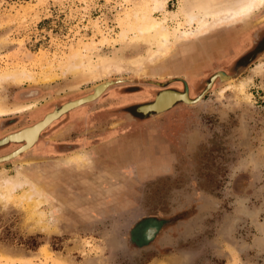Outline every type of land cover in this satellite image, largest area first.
Returning <instances> with one entry per match:
<instances>
[{"label": "rangeland", "instance_id": "1", "mask_svg": "<svg viewBox=\"0 0 264 264\" xmlns=\"http://www.w3.org/2000/svg\"><path fill=\"white\" fill-rule=\"evenodd\" d=\"M196 1L0 0V103L37 101L0 116V139L88 94L106 62L127 67L111 75L126 80L64 108L31 148L0 163L5 176L35 185L0 188V264H264V67L255 70L264 53L235 77L248 78L244 93L218 82L194 105L136 110L156 82L185 79L178 87L187 89L194 77L203 87L264 11L178 41L149 63L140 22L190 29L183 7ZM188 45L197 55L185 58ZM139 60L148 74L130 72ZM87 115L94 119H78ZM23 144L1 145L0 157ZM75 152L86 156L64 161Z\"/></svg>", "mask_w": 264, "mask_h": 264}, {"label": "bare ground", "instance_id": "2", "mask_svg": "<svg viewBox=\"0 0 264 264\" xmlns=\"http://www.w3.org/2000/svg\"><path fill=\"white\" fill-rule=\"evenodd\" d=\"M263 5L264 0H197L193 4L192 9H190V7L188 9L187 5L183 7L187 23L191 27L190 29L183 31L177 29L174 32H171V30L164 24L163 21L156 18H150L143 22H140L137 27L138 33L140 34L138 36L140 37V39L142 38V40L144 39L146 42L150 43V46L152 45L151 48L147 51V56L149 58V63L155 64L172 51L176 42H186L192 37L196 38L199 37V35L202 36L203 33H208L215 27H221L228 24L234 25L251 17L256 12V10H259ZM186 48L188 49V55L185 58H190L193 56V54L197 55V52L199 50V48H197L195 45H188L186 46ZM190 51L192 52L189 55ZM145 63L146 62H143V60H139V62H137L135 65H130V72L140 76L148 74ZM262 66L264 67V63H260V65H257L255 70L260 69ZM95 67H97V64ZM104 69L103 80L101 82L99 81V83L97 84L94 83L92 88H90L91 91L88 94L65 103V105L60 109V114L56 111L47 112L36 123L25 126L15 133L11 134L10 140L8 142H24L21 150L26 151L27 149L31 148L38 140L44 125L47 124L44 127L45 129L56 118L60 117L64 108L65 110L63 113L82 104L92 102L100 97V95L108 88L109 85L127 79L124 77L116 78L115 80L111 78V75L114 74L115 71L122 72L123 70H127L125 64L117 60L116 58H114V60L106 62L104 64ZM217 75L222 81L227 84V86L236 87L240 90L241 93H244V87L248 78L235 82L234 79L224 74V72H219L217 73ZM182 99H184L186 103L193 102L192 98L189 95V92L183 93L177 90L166 89L159 93L153 102L142 106L141 109L144 113L152 110L160 113L165 109L171 107L174 102ZM36 104L37 101H34L33 103H16L13 107H10L3 106L2 103H0V116L17 111L22 112L24 110L33 108ZM44 119L45 121L43 122L42 120ZM17 152H15L14 155H16ZM85 156L86 154L84 152H75L71 156L63 159L66 162L74 163L81 161ZM26 184H30L32 188H35V185L32 182L26 180V178H23L20 173H17L16 176L8 177L5 176L3 172H0V188L2 189L13 191L15 188L24 186Z\"/></svg>", "mask_w": 264, "mask_h": 264}, {"label": "flooded vegetation", "instance_id": "3", "mask_svg": "<svg viewBox=\"0 0 264 264\" xmlns=\"http://www.w3.org/2000/svg\"><path fill=\"white\" fill-rule=\"evenodd\" d=\"M263 17H264V11L254 16L253 19H255L254 22L257 25L254 28H252L251 31H249L248 33L246 32L245 33L246 36H244L240 40V42L237 45L234 46L235 49H237V51H234L233 50L234 47H233L232 50H230V53L228 54L227 57H225L223 54H221V56L219 58L220 59H224V60H222V63L225 66V68H223L221 70H216L212 74H210L207 77V80L204 82L203 87L200 86V82H199L198 78H194V77L190 81H188L189 87L187 89H185L183 87H181V88L178 87L181 84H183V82H184L185 79L182 80V81L181 80L180 81L179 80H174V83H177V84H176V86H173V87H165L163 85V82H156L160 86V89L157 91V93L155 95H157L158 92L161 91V90H164V89H173V90H177V91H180V92H183V93L184 92H186V93L189 92L190 97L192 98V100H194L200 94H202V92L207 87L208 83H211V86L215 85L218 82L219 83H225L224 81H222L220 79V77L217 75V73H219V72H222L223 73L224 72V74L230 76L232 79H235V77L239 73H241V71L243 69H245L248 65H250V63H252V61H254L255 59H257L260 55H262L264 53V18ZM242 43H246V44L243 45ZM155 95H154V97H155ZM154 97L151 100H149V101H147L145 103L151 102L154 99ZM145 103H142V104H145ZM61 104L53 107L51 110L59 107ZM142 104H140V105H142ZM194 104H188V103H186V102H184L182 100H178V101L174 102V104L171 107L167 108L166 110H164V111H162L160 113L153 112V111H149V112H146V113H143V112L139 111L138 113H141V114H144V115H150V116H157L159 114L167 113L168 111L172 110L175 107H178L179 105H194ZM140 105H138L136 107V110H138L139 107H141ZM81 107L76 108L77 110H79L76 113V115H78L82 111ZM76 109H74V110H76ZM51 110H49V111H51ZM74 110H72V111H74ZM49 111H47V112H49ZM72 111H70V112H72ZM47 112H45V113H47ZM70 112H67V113H70ZM107 114H109V111L107 112ZM76 117H78V116H76ZM41 118L42 117H40L39 119H41ZM80 118H81V120H80ZM78 119L80 121H82L83 119H87L86 121H88V120L91 121V120L94 119V115H87V116H84V117L79 116ZM134 119H136V117ZM57 120H55V121H57ZM50 125H52V123ZM74 144H76V142H70L69 141V142L65 143L64 145H65L66 149H70V148H72V146ZM153 227L154 226H150V225L147 226V228L144 230V235L145 234H147V235L150 234L153 231ZM155 232H154V234H155Z\"/></svg>", "mask_w": 264, "mask_h": 264}, {"label": "water", "instance_id": "4", "mask_svg": "<svg viewBox=\"0 0 264 264\" xmlns=\"http://www.w3.org/2000/svg\"><path fill=\"white\" fill-rule=\"evenodd\" d=\"M210 86H211V83H208L207 87H206L205 90L202 92V94H200L196 99L192 100L193 102H187V103H193V104H194V103H197L196 101L199 102V101L201 100V98L204 96V94L207 92V90L210 88ZM90 88H91V87H90ZM90 88H89V90H90ZM182 101L185 102L184 99H182ZM138 111L143 112L142 109H138ZM152 111L155 112V110H152ZM143 113H144V112H143ZM42 121L44 122L45 119L42 120ZM46 125H47V124H46ZM46 125H44V127H45ZM44 127H43L42 129H44ZM10 135H11V133L0 139V146H1V145H4L5 143H7V142L10 140ZM22 146H23V145H21V147L15 149L13 152L9 153L8 155L1 156V157H0V163H1V162L8 161V160L12 159L13 157H16L17 155H19L21 152H24L23 150H21ZM29 147H31V146H29ZM17 151H18V152H17ZM15 152H17L16 155H14ZM6 158H7V159H6ZM155 231H156V228L153 227V231H152L150 234H148V235L145 234V237H146L147 239L153 237Z\"/></svg>", "mask_w": 264, "mask_h": 264}]
</instances>
